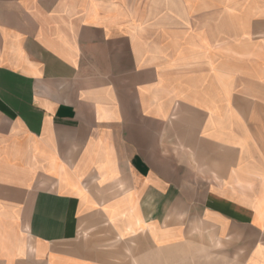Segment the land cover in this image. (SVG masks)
I'll list each match as a JSON object with an SVG mask.
<instances>
[{
	"label": "crops",
	"instance_id": "crops-1",
	"mask_svg": "<svg viewBox=\"0 0 264 264\" xmlns=\"http://www.w3.org/2000/svg\"><path fill=\"white\" fill-rule=\"evenodd\" d=\"M264 264V0H0V264Z\"/></svg>",
	"mask_w": 264,
	"mask_h": 264
},
{
	"label": "rangeland",
	"instance_id": "rangeland-1",
	"mask_svg": "<svg viewBox=\"0 0 264 264\" xmlns=\"http://www.w3.org/2000/svg\"><path fill=\"white\" fill-rule=\"evenodd\" d=\"M228 264H233L232 262H229ZM240 264H243V263H240Z\"/></svg>",
	"mask_w": 264,
	"mask_h": 264
}]
</instances>
